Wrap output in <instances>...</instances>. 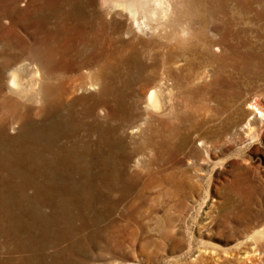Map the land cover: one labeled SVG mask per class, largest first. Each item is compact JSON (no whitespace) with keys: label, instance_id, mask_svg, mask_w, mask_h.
Wrapping results in <instances>:
<instances>
[{"label":"bare ground","instance_id":"obj_1","mask_svg":"<svg viewBox=\"0 0 264 264\" xmlns=\"http://www.w3.org/2000/svg\"><path fill=\"white\" fill-rule=\"evenodd\" d=\"M23 3L24 0H10L4 10L0 9V27L11 26L15 14L26 12ZM181 3L183 0H99L101 11L91 16H104V22L99 24H105L106 33H100V25L91 22L87 32L90 49L70 56L64 66L58 65L54 57L33 54L26 46H0V169L23 170L22 182L34 189L32 197L26 199L31 204L36 200L33 207L27 206L26 214L34 220L25 222L27 245L23 264H118L109 263L108 258L118 252L121 242H134L144 228L147 216L139 202L149 192L148 185L137 181L134 169L143 168L149 155L169 142L166 132L179 117L173 87L164 76L155 78L140 93L144 111L139 113V100L135 96L125 97L121 88L123 74L127 68H135L138 74L161 68L164 74L190 57H219L217 52L226 51V39L233 27V16L228 10L224 13L227 31L216 32L210 38L204 33V26L209 24L203 13L205 4L195 0L191 16L198 26H194ZM126 20L131 21V27ZM7 29L9 33L15 32L13 27ZM148 32L153 39L140 42L139 49L136 41L140 34ZM15 61L20 63L11 65ZM82 69V73H77ZM85 90L95 93L78 95V91ZM220 102L206 101L195 111V133L204 131V138L209 132L220 133L217 124L224 126L233 109ZM258 112L263 114L264 105L257 101L244 110L248 115ZM198 114L210 118L215 129L203 117L204 120L196 121ZM245 128L251 131L249 121ZM138 132L145 138L142 142L133 137ZM189 141L188 135H182L184 144ZM32 170L38 171L36 179ZM170 232L160 235L161 239H168L170 254L186 250L181 256L186 259L197 250L199 254L191 264H211V257L200 251L205 243L192 236L185 244L179 232ZM251 240L255 245L252 254L245 252L238 264H257L260 259L257 251L264 241V230L255 232ZM153 245L154 252L165 247L155 241ZM181 262L174 264H187Z\"/></svg>","mask_w":264,"mask_h":264},{"label":"rangeland","instance_id":"obj_2","mask_svg":"<svg viewBox=\"0 0 264 264\" xmlns=\"http://www.w3.org/2000/svg\"><path fill=\"white\" fill-rule=\"evenodd\" d=\"M8 1L10 0H0V9L4 10ZM198 1L205 4L203 13L209 24L204 26V33L210 38L218 32L227 31L224 13L229 10L227 13L233 16L232 34L226 39L225 52H217L219 57H214L215 59H209L208 55L199 56L198 59L190 57L185 63L180 61L174 64L175 67L173 65L164 74L161 68L154 69L156 71H141V74L135 68H127L128 71L123 74L126 79L124 86H121L124 95L135 96L136 101L151 81L164 76L173 87L174 107L179 118L172 123L170 131L166 132V135H170L169 142L149 155L143 168L134 169L138 174L137 181L140 184L146 183L150 192H147L144 201L139 202L147 217L143 220L144 228L138 232L137 239L134 242L128 239L121 242L118 252L111 259L108 258L109 263L174 264L182 261L181 263L191 264L199 254L197 250L186 259H181L186 250L174 254L168 252L169 241L161 239L160 235L170 230V234L179 232L185 244L192 236L205 243L200 251L206 257H211V264H223L226 260L230 264H238L245 252H253L255 245L251 240L252 235L264 230V112L256 115L244 113L253 101L264 105V0ZM24 3L26 12L15 14L16 19L11 26L4 24L0 27V46L3 43L26 46L33 54L54 57L58 65L64 66L70 56L75 57L90 49V35L87 32L91 22L100 25V33L106 31L105 24H99V21L104 22V16L92 17L101 11L99 0H24ZM194 4L195 0H183L180 7L188 11L189 20L194 26H198L191 16ZM126 25L131 27V21L126 20ZM6 27H13L15 32L9 33ZM140 35L142 37L135 43H139L136 45L139 49L142 47L140 42L153 39L149 32ZM122 36L127 37L126 33ZM15 63L20 62L15 61L11 65ZM83 71L84 69L77 73ZM83 93L89 95L95 92L78 91V95ZM213 99L221 101L220 104L230 105L233 109L224 126L217 124L216 128L221 130V138L220 133L215 131L207 133L204 138L205 132L195 133L192 122L198 113L195 111L204 102ZM143 111L140 102L138 112ZM199 114L196 121H210V118L199 117ZM248 121L252 125L251 131L245 128ZM214 124L210 123L213 130ZM223 130H227L225 134ZM142 132L129 134L136 136L137 142H142L145 139ZM184 134L190 137L187 144L182 142ZM0 171V264H23L27 245L25 222L34 220L26 214L27 208L36 204L35 199L34 204H31L33 202L26 198L32 197L34 189L26 182L24 185V177L21 176L23 170L4 168ZM32 173L36 179L38 171L32 170ZM1 202L5 204L2 205ZM154 241L157 244L160 242L162 246L165 244V247L154 252ZM258 248L257 253L260 255L257 259H260L257 264H264V241ZM231 254L236 256L230 257Z\"/></svg>","mask_w":264,"mask_h":264}]
</instances>
